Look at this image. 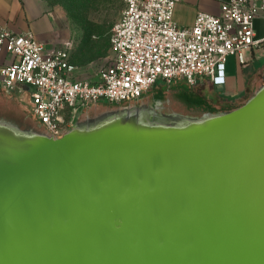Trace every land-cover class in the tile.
<instances>
[{
  "label": "water",
  "instance_id": "obj_1",
  "mask_svg": "<svg viewBox=\"0 0 264 264\" xmlns=\"http://www.w3.org/2000/svg\"><path fill=\"white\" fill-rule=\"evenodd\" d=\"M166 100L57 138L0 110V264H264V74L226 110Z\"/></svg>",
  "mask_w": 264,
  "mask_h": 264
},
{
  "label": "built area",
  "instance_id": "obj_2",
  "mask_svg": "<svg viewBox=\"0 0 264 264\" xmlns=\"http://www.w3.org/2000/svg\"><path fill=\"white\" fill-rule=\"evenodd\" d=\"M177 0H124L110 30L112 58L98 79H78L72 44L48 46L32 31L16 33L0 22V89L27 93L29 110L54 137H61L87 108L144 97L159 81L195 87L227 82L226 58L239 64L264 50L255 21L264 20V0H226L217 15L199 12L190 27L173 20Z\"/></svg>",
  "mask_w": 264,
  "mask_h": 264
},
{
  "label": "rangeland",
  "instance_id": "obj_3",
  "mask_svg": "<svg viewBox=\"0 0 264 264\" xmlns=\"http://www.w3.org/2000/svg\"><path fill=\"white\" fill-rule=\"evenodd\" d=\"M48 4L49 13L54 19L56 26L65 33V42L72 44L73 61L82 67L87 76L92 77L98 69L105 65L112 56L110 46V30L112 25L120 18L124 9V0H45ZM247 62L242 71L244 74L254 75L259 64L258 73L264 74V50L258 49L254 53H247ZM243 64H239L234 56H230L226 62L227 74L232 73L235 81H239L240 70ZM251 84V81H249ZM263 83V82H262ZM175 85V84H174ZM167 86L162 81L148 92L151 99H167L168 106L182 113H196L197 111L226 110L241 105L255 91L249 90L248 96L239 101L229 103L221 98L218 104L211 106V99L200 86L190 87L184 82H178L175 86ZM202 89V91H200ZM216 93L228 97L227 86ZM206 100V101H204ZM209 103H213L212 101ZM115 104H101L90 110L98 111L111 108ZM215 105V106H214ZM232 105V106H231ZM234 105V106H233ZM13 109L21 114L27 115L32 123L36 120L30 113L27 104L5 94L0 90V110Z\"/></svg>",
  "mask_w": 264,
  "mask_h": 264
},
{
  "label": "crops",
  "instance_id": "obj_4",
  "mask_svg": "<svg viewBox=\"0 0 264 264\" xmlns=\"http://www.w3.org/2000/svg\"><path fill=\"white\" fill-rule=\"evenodd\" d=\"M224 1L226 0H177L173 20L179 26L190 27L194 24L199 12L219 14L221 3ZM0 22L16 33L30 30L37 39L45 42L48 46L58 47L65 42V33L56 26L45 0H0ZM255 27L257 34L264 36V20L257 19ZM73 49L72 47L70 50V61L78 66L76 77L78 79L96 81L98 79V71L92 77L87 76V73L82 70L83 66L73 61ZM229 57L226 58V62ZM111 58L107 63L110 62ZM4 59L5 55L3 53L0 54V61ZM245 64L241 66L239 81L234 80L232 73L227 74L226 72L227 82L224 86L215 87L209 81L200 82L197 86L204 89L207 96H210L215 101L219 99V94L215 90L218 91L227 86L228 92L232 91V96L235 95L234 97L238 99L245 91L246 85L250 80L251 74H244L242 71ZM260 66L262 64H259L258 68Z\"/></svg>",
  "mask_w": 264,
  "mask_h": 264
},
{
  "label": "flooded vegetation",
  "instance_id": "obj_5",
  "mask_svg": "<svg viewBox=\"0 0 264 264\" xmlns=\"http://www.w3.org/2000/svg\"><path fill=\"white\" fill-rule=\"evenodd\" d=\"M255 71L256 72L254 73V75H252V74L250 75V80L249 81H251V84L248 82V84L246 85L245 91L243 92L242 95H240V97L237 99V101H239L241 98H245L246 96H248L249 90L251 91V89H255V87L257 86L258 82L261 80V77H262L263 73H260V72L258 73V68ZM9 96L21 101L22 103L27 104L28 107H29V96H28L27 93H25V92L24 93H16V92H14V93L9 94ZM204 101H206V100H204ZM209 101L210 102L212 101L213 103H209ZM218 101H220V99H217V101H215L213 99H210V100H208V104L213 106V104H218Z\"/></svg>",
  "mask_w": 264,
  "mask_h": 264
},
{
  "label": "trees",
  "instance_id": "obj_6",
  "mask_svg": "<svg viewBox=\"0 0 264 264\" xmlns=\"http://www.w3.org/2000/svg\"><path fill=\"white\" fill-rule=\"evenodd\" d=\"M221 98H225L226 101H228L229 103H234L237 100L236 97H228L227 95L222 96L219 94V99H221ZM103 104H106V102H103Z\"/></svg>",
  "mask_w": 264,
  "mask_h": 264
}]
</instances>
